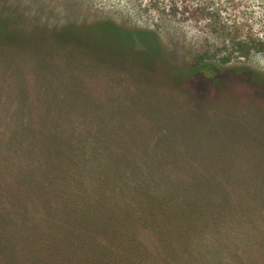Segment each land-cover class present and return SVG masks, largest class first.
Returning a JSON list of instances; mask_svg holds the SVG:
<instances>
[{
	"label": "rangeland",
	"instance_id": "rangeland-1",
	"mask_svg": "<svg viewBox=\"0 0 264 264\" xmlns=\"http://www.w3.org/2000/svg\"><path fill=\"white\" fill-rule=\"evenodd\" d=\"M201 3L208 5L219 24L231 21L242 24L237 37H264V0H195L191 4L196 6ZM167 6L166 1H158L155 5L151 0H0V33L3 37V41H0V167L7 174V182H10L7 176L13 178L15 171H18L16 167H20L22 173L19 177L17 175L19 181L26 174L34 173L40 183L46 185V177L54 176L48 161L46 150L49 145L46 142L64 139L76 145L82 150L81 156L86 155L89 159V171L85 164L80 166L85 169L81 173L86 175L87 193L92 192L90 196L97 198L94 185L100 183L101 191L105 189L110 195L109 202H105L116 205L113 207L119 209L120 213L128 214L130 222L127 231L133 240L142 245L144 255L153 257L151 264H161L157 261L160 260L157 248L162 246L158 245L159 236L153 233L151 221L141 206L140 195L146 190H149L163 216L169 218L172 234L177 236L173 237L181 235L184 238L185 233L186 238L189 237L192 246L186 245L188 250L180 257L194 264H227V256H232L233 252L227 248V239L231 242L234 239L241 241L240 234H248L247 230H227L230 223L222 200L231 193V188L240 192L237 198L241 196L240 200L246 203L239 204L248 205L254 212L246 216H254L258 223L264 224V203L256 199L259 194L250 190L246 192L245 182L242 181L245 174L239 165L244 159L252 161L253 156L246 152V144L256 140L264 144V107L256 101L227 94V111L246 117L244 126L249 136L244 135V131L240 133L237 130L236 120L221 122V116L216 115L214 102L210 100L214 92L211 84L197 81L190 82L189 92L195 95L200 104L207 103L205 110L210 109L212 115L195 120L189 113L188 116L183 113L184 118H179L177 114L183 110L180 102L185 97L182 90L171 89L169 92V80L158 79L151 66L149 81L153 80L152 87L158 89L157 86H160L159 92L168 89L163 90L165 93L161 95L167 97L165 99H173L175 103L153 113L145 109L138 98H131L134 101L130 102L139 105L135 112L138 113L136 123L143 130L137 131L135 138L129 139L127 145H120L123 149L120 150L104 138V132L103 135L99 134L97 128L112 129L110 126L127 121L129 115H119L115 110L105 114V109H99L105 115L90 127L93 121H90L86 110H81L80 102L88 103V95L94 97L96 101L92 100L95 103L108 99L110 94H117L121 101L131 96H125V91H116L115 86L106 84L103 73L99 75L81 68L71 70L62 59L45 61L41 53L44 48L22 49V32L32 35L35 29L109 20L126 29L147 30L157 36L159 45L154 56L157 70L186 72L195 56L206 54L211 64L207 69L199 70L201 75L221 79L231 67L241 65L258 75H264L263 52L252 49L243 57L227 49V28L215 33L207 27L208 21L204 19L191 20L185 15H167L163 10ZM4 16H9L15 23L10 24ZM52 36L57 48L63 44L69 45L73 40L70 35L60 32ZM96 40L104 45H112L110 36H98ZM223 40H226L225 47ZM118 47L124 56L131 55L127 57L130 62L139 61L142 56V48L138 44L134 48L122 44ZM145 55L149 57V52ZM227 55L231 57L233 65H220L219 62ZM85 62L88 63L87 60ZM137 69H140L138 72L143 71L141 67ZM140 93L131 94L142 96ZM76 99H80V102ZM183 123L197 124V129H190ZM131 128L136 129V126L132 125ZM141 133L142 138H136ZM205 144L227 150L225 153L231 167L227 175L223 176L217 168H207L201 164V158L196 156L195 151H200ZM224 155H221L222 159ZM202 159L206 160L207 157ZM50 201L53 202L52 199ZM244 205L237 209L234 217L242 214ZM42 214L40 209L38 226L44 229ZM183 238L185 245L187 239ZM100 242L104 245L105 239L100 238ZM105 248L110 247L106 245ZM238 248L248 258L249 263L245 260L242 264H250L252 258V264H264V249L252 248L250 243L247 246L238 244Z\"/></svg>",
	"mask_w": 264,
	"mask_h": 264
},
{
	"label": "trees",
	"instance_id": "trees-1",
	"mask_svg": "<svg viewBox=\"0 0 264 264\" xmlns=\"http://www.w3.org/2000/svg\"><path fill=\"white\" fill-rule=\"evenodd\" d=\"M151 1H154L155 5L158 1L168 2L167 8L163 9L167 15L173 17L185 15L186 18L191 20L204 19L208 21L206 22L207 27L215 33L223 32L227 28V49L237 52L243 57H246L252 49L264 53V37L253 38L249 35L237 37L236 34L240 33L243 25L233 21L223 25L219 24L218 21H215L217 17L213 16L212 10L208 8L207 4L201 3V5L193 6L191 3L195 0ZM6 18L9 19L10 24L15 23L9 16H4V19ZM16 23L18 24V22ZM19 28L22 29L21 26ZM248 28L250 29V27ZM59 32L70 35L73 40L69 42V45L63 44L60 48L56 47L58 45L57 43L54 44L52 34ZM32 33L31 35V33L25 34L22 32V38L24 39L22 49L44 48V51L40 52L45 61H51L54 58L62 59L71 70L81 68V70L87 69V71L99 75L103 73L106 84H112L116 87V91H125V96H131L128 100L121 101L117 94H110L108 99L100 103L97 102L99 104L95 103L96 100L90 95L87 98L88 103L76 99L77 102H80L81 110H86L90 121H93L90 123V127L98 123L107 111L113 113L115 110L119 115H129L127 121L110 126L112 129L97 128L99 134L103 135L102 132H104V138L106 137V140L112 142L120 150H123L120 145H127L129 139L133 140L135 138L134 134L137 131L142 132L143 130L136 123L138 113L135 112L139 109V105L136 102L134 104L130 102L131 98H138L139 103H142L145 109L153 113H156L163 106H170L175 103L173 99H165L167 97L161 95L165 93L163 90L166 88L159 92L160 86H157L158 89L152 87L153 80L149 81L151 66L155 76L160 77L158 79H161V81L169 80L170 86L167 87L169 92H171V89L182 90L185 97L180 103L184 111L178 112L179 118H184L183 113H186L187 116L189 113L195 120L212 115L210 109L205 110V107H207L205 104L207 105V103L200 104L197 102L195 95H191V92H189L191 91L190 82L197 81L211 84V89L214 92L211 93L210 100L214 102L213 107L217 111L216 115L220 114L221 122L227 119L236 120L237 130L240 133L244 131V135H247L244 126L246 117L242 114L232 115L227 111V94L232 93L235 97L237 95L246 100L248 99L247 101H256L264 107V75H258L242 65L231 67L221 79H213L199 74L200 69H207L211 64V59L206 54H202L195 56L186 68V72L177 69L168 72L157 70L154 65L156 61L154 56L159 43L157 36L151 31L130 30L109 20H98L89 23L61 24L44 30L35 29ZM1 35L0 33V41H3ZM98 36H110L112 45L96 42ZM225 43L226 40H223L224 47L226 46ZM120 44L130 48H134L137 44L141 46L142 56H140L139 61H128L127 57H131V55L124 56L119 51L118 45ZM146 52H149V57H146ZM230 58L227 55L224 60L219 62L220 65L226 67L231 65ZM54 65L57 67L56 63ZM138 67L143 68V71L138 72L137 70H140L137 69ZM171 83L173 86H171ZM140 91L143 97L139 95L132 96L133 93L136 95ZM245 99L244 102H246ZM187 101H189L188 104ZM247 103L249 104V102ZM101 104L108 105L102 106ZM249 105H253V103ZM99 109H105V114L99 112ZM183 124L190 129H197V124ZM132 125L136 126V129H132ZM142 135L143 133L136 138H142ZM50 141L46 142L49 145L46 152L54 176L46 177V185L40 183L39 178L34 173H25L26 176L21 177V181H19L17 178L22 173L20 167H16L18 171H15L13 178L7 176L10 181L7 182L5 179L7 174L0 167V264H151L152 261L154 262L153 257L144 255L142 245L133 240L132 235L127 231L130 222L128 214L126 212L120 213L119 209L113 207L116 205L113 204L112 206L105 202H109L108 197L110 195L105 189L103 192L101 191L100 183L96 181L97 183L94 185L97 198L90 196L92 192L87 193L89 188L85 190L87 183L84 177L86 175L81 173V171L85 172V169H83L84 166L83 168H80V166L85 164L89 171L90 162L86 155V158L81 156L82 150L64 139L59 138L52 143ZM256 141L245 145L246 152L253 156L252 161L244 159L239 162V165L245 174L242 181L245 182L246 192L250 190L254 194H259L256 199L259 203H264V144ZM220 149L205 144L200 151L196 150L195 154L198 158H201L202 165L207 166V168H217L216 170L223 173L224 176L227 175V170L231 171V167L225 153L227 150ZM208 154L210 156H206ZM223 154H225L224 159L221 156ZM215 156H219V158ZM203 157H207V159L203 160ZM11 165L14 170V163ZM221 178L227 180L225 177ZM252 185L253 187H251ZM231 190L230 194L227 192V198L224 197L222 200L224 210L227 209V220L230 223L227 230L236 231L238 229V232L247 230L248 234H240L242 238L239 240L241 241H235L234 239L231 242L227 239V248L233 251L232 256H227V264H242L245 260L248 262V258L245 257V253L244 256L241 254L243 250L238 248V244L247 246L250 243L252 248L256 246L264 249V224L258 223L257 218L254 216H246V214L254 212L248 205L239 204L245 203L240 200L241 196L237 198L240 192L234 188H231ZM140 196L141 206L147 214V218L151 221V229L153 233L159 236L158 243L160 244L158 245L162 246L157 248L160 253L158 258L160 260L157 261L161 264H194L180 257L188 250L186 245L192 246L189 237L186 238V233L184 238L181 235L174 238L177 236L172 234L173 230L170 227L169 218L167 215L163 216L161 209L154 203V198L150 196L149 190H146ZM235 198L237 199L235 200ZM51 199L53 202L50 201ZM241 205H244L242 208L244 210H241L242 214L239 215L238 213L234 217V213ZM40 209L43 212L44 229L38 226ZM39 228L40 233L38 232ZM100 238L105 239L104 245L101 244ZM182 238L187 239L185 245L182 243ZM106 245L110 248H105ZM252 261L253 258L250 264L254 263Z\"/></svg>",
	"mask_w": 264,
	"mask_h": 264
}]
</instances>
